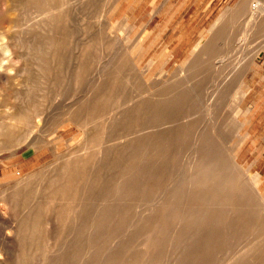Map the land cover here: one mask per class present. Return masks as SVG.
<instances>
[{
	"label": "bare ground",
	"instance_id": "6f19581e",
	"mask_svg": "<svg viewBox=\"0 0 264 264\" xmlns=\"http://www.w3.org/2000/svg\"><path fill=\"white\" fill-rule=\"evenodd\" d=\"M10 2L19 13L11 32L0 31V80L9 82L0 83V148L48 146L54 158L6 183L0 264H264L263 222L252 220L254 205L264 207L260 178L242 172L220 139L227 89L208 101L206 126L193 119L204 55L223 57L239 17L249 16L242 36L264 28V3L239 0L176 66L184 78L151 89L131 61L134 75L122 68L124 50L105 52L101 29L89 35L92 3L77 19L69 0ZM45 113L47 129H35ZM66 122L80 141L57 158Z\"/></svg>",
	"mask_w": 264,
	"mask_h": 264
},
{
	"label": "rangeland",
	"instance_id": "374dc122",
	"mask_svg": "<svg viewBox=\"0 0 264 264\" xmlns=\"http://www.w3.org/2000/svg\"><path fill=\"white\" fill-rule=\"evenodd\" d=\"M84 1L93 6L87 10L90 16L85 18L89 35L101 29L106 35L102 43L105 52L124 50L122 68L125 62V68L131 67L129 73L134 75L131 61L154 89L163 80L170 83L168 79L184 78L183 71H175L176 66L185 61L191 50H201L213 29L217 30L229 8L239 0H69L74 9L72 15L77 19L84 12L77 9ZM259 2L264 3V0ZM10 6V0H0V31L5 34L13 30L11 26L16 23L19 13ZM249 9L251 3L247 11ZM260 17L264 19V12ZM248 18V15L239 17L232 25L230 38L221 44V59L204 55L203 65L193 77L194 80L200 79L193 119L206 126L208 101L219 87L227 89L216 113L222 127V145L235 153L242 172H253L256 178H260L258 190L261 189L264 195V28L250 31L247 27L242 36ZM91 51L95 54L97 49ZM92 53L89 59L94 58ZM14 59L4 61L12 66V70L17 63ZM248 64L250 67L245 69ZM98 68L93 67L89 76L95 75ZM0 83L9 84L3 79ZM141 93L146 94V91ZM60 99L59 96L53 102L51 111L58 107ZM6 108L7 105H0V116ZM46 114L38 120L35 129H47ZM229 120L233 122L229 123ZM0 124H4L2 119ZM58 134L62 138L57 145V158L77 147L81 131L76 124L66 122ZM53 158L54 153L48 146L33 148L22 143L13 153L0 148V205H4L6 195L12 190V185H6L8 181L31 173ZM39 174L41 171L34 174L35 178L38 179ZM238 184L243 185L242 182ZM254 206L257 215L252 220L263 222L264 226V207ZM238 246L234 244L232 251Z\"/></svg>",
	"mask_w": 264,
	"mask_h": 264
},
{
	"label": "clouds",
	"instance_id": "9594fccd",
	"mask_svg": "<svg viewBox=\"0 0 264 264\" xmlns=\"http://www.w3.org/2000/svg\"><path fill=\"white\" fill-rule=\"evenodd\" d=\"M5 54H6V55H10V53H7V52H6ZM5 62H6V61H5Z\"/></svg>",
	"mask_w": 264,
	"mask_h": 264
}]
</instances>
